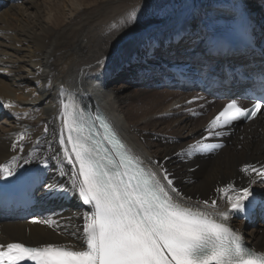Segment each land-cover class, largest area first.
Masks as SVG:
<instances>
[{"label": "bare ground", "instance_id": "6f19581e", "mask_svg": "<svg viewBox=\"0 0 264 264\" xmlns=\"http://www.w3.org/2000/svg\"><path fill=\"white\" fill-rule=\"evenodd\" d=\"M250 1L24 0L10 4L0 0V117L6 119L2 122L6 127L0 126V166L10 164L13 156L19 158L12 165V175L0 172V181L28 177L39 206V215L33 219H10L0 213V244L20 241L32 246L86 247L82 227L91 208L82 206L78 193L64 195L58 188L60 194L54 195L48 186L71 188L73 166L63 159L59 144L61 134L67 138L63 105L75 111L87 104L113 121L129 151L166 188L167 173L177 190L170 193L176 202L218 220L219 213L228 212L226 223L252 250L264 253V225L238 221L239 214L231 211L217 191L232 184L237 189L251 187L253 194L264 196V181L241 171L248 164L264 165V117L232 131L227 147L215 154L178 155L167 161L189 145L210 139L207 125L223 103L202 98L205 114L196 123L188 114L178 115L174 123L161 119L162 111L179 113L199 103L172 109L174 102L184 104L194 95L185 98L173 91L152 90L153 75L147 65L179 57L178 64L201 62L206 55L199 47L200 35L198 44L185 50L193 41L187 31L190 22L204 20L209 34L220 36L245 10L264 21V0ZM153 43L158 44L157 55L148 60ZM120 78L127 82L116 85ZM46 167V176H41ZM250 180L254 182L249 184ZM43 221H51V226Z\"/></svg>", "mask_w": 264, "mask_h": 264}, {"label": "snow or ice", "instance_id": "6c2138e0", "mask_svg": "<svg viewBox=\"0 0 264 264\" xmlns=\"http://www.w3.org/2000/svg\"><path fill=\"white\" fill-rule=\"evenodd\" d=\"M262 108V103H254L249 110L231 99L211 119L206 130L210 136H219L220 129L244 118H254L262 113ZM62 116L67 138L61 134L59 144L63 159L73 166L71 188L59 184L48 187L54 195L60 194L58 188L64 195L78 193L83 203L91 207L82 227L86 247L77 250L54 244H0V264H264V253L243 246L242 236L226 223L230 218L228 212L219 213L218 220L206 211L176 202L170 193L177 190L167 173L164 179L168 188L154 174L146 172L114 135L106 134L104 140L115 154L110 156L109 149L102 148L86 126L82 113L69 111V105L65 104ZM105 131L108 132L107 128ZM216 147L222 146L197 141L178 155L184 158ZM18 159L13 156L10 164L0 166V172L12 175V165ZM241 171L246 175L254 173L264 181V165L257 168L248 164ZM253 182L250 180L249 184ZM217 191L226 198L233 213L245 212V202L253 196L247 186L237 189L228 184ZM215 206L213 200L211 207ZM43 223L51 226L52 222Z\"/></svg>", "mask_w": 264, "mask_h": 264}, {"label": "rangeland", "instance_id": "374dc122", "mask_svg": "<svg viewBox=\"0 0 264 264\" xmlns=\"http://www.w3.org/2000/svg\"><path fill=\"white\" fill-rule=\"evenodd\" d=\"M251 1H252V0H251ZM251 1H250V2H251ZM59 3H61V2H59ZM249 8H250V10H251V9L253 8V5L251 6V4H250V7H249ZM125 82H127V81L124 80L123 78H120L115 84H116V85H120V84L123 85ZM130 85H131V84H130ZM131 86H134V85H131ZM156 91H157V92H160L159 90H156ZM164 92H165V90H164ZM175 104H176V102H174V103L172 104V105H173V106H171L172 109L175 108V106H174ZM177 104H178V103H177ZM173 107H174V108H173ZM170 112H171V111H168V110H166V111H162L159 115H160V116H161V115L164 116V118H161V119H165V120L168 119L171 123H174V119H176V118L178 119V117H180V116H178V117H176V118H173L174 115H173V113L171 114ZM182 115H183V114H182ZM182 115H181V116H182ZM157 117H158V116H157ZM190 117L192 118L191 115H190ZM149 118H150V117H149ZM149 118H148V120H149ZM151 118H154V117H151ZM151 118H150V119H151ZM158 118L160 119V117H158ZM166 118H167V119H166ZM192 119H193V118H192ZM197 120H198V119H193L192 121H194V122L196 121V122H197ZM3 121H6V119H5V117L2 116V117H0V126H4V127H6V126L2 123ZM196 122H195V123H196ZM172 155H173V154H172Z\"/></svg>", "mask_w": 264, "mask_h": 264}]
</instances>
